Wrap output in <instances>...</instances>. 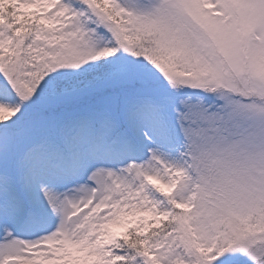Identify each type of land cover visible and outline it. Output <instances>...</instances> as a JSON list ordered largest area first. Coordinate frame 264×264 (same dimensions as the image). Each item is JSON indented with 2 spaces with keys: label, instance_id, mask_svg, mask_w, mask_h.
<instances>
[{
  "label": "snow or ice",
  "instance_id": "snow-or-ice-1",
  "mask_svg": "<svg viewBox=\"0 0 264 264\" xmlns=\"http://www.w3.org/2000/svg\"><path fill=\"white\" fill-rule=\"evenodd\" d=\"M0 264H264V0H0Z\"/></svg>",
  "mask_w": 264,
  "mask_h": 264
}]
</instances>
